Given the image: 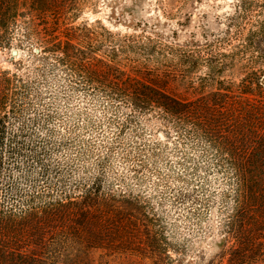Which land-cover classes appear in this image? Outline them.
Listing matches in <instances>:
<instances>
[{"label":"trees","instance_id":"16d2710c","mask_svg":"<svg viewBox=\"0 0 264 264\" xmlns=\"http://www.w3.org/2000/svg\"><path fill=\"white\" fill-rule=\"evenodd\" d=\"M71 2L0 0V50L27 54L0 70V264H75L96 248L172 260L150 223L172 191L219 212L213 259L264 264V68L225 83L209 59L196 86L194 54L164 69L156 27L122 38L70 21ZM263 24L248 34L261 61Z\"/></svg>","mask_w":264,"mask_h":264},{"label":"rangeland","instance_id":"374dc122","mask_svg":"<svg viewBox=\"0 0 264 264\" xmlns=\"http://www.w3.org/2000/svg\"><path fill=\"white\" fill-rule=\"evenodd\" d=\"M243 2L247 6L238 10L237 6H242ZM69 4H73L70 5V21L93 23L98 20L122 38L131 36L140 39L149 36L154 40L157 37L151 30L156 27L162 34L160 39L155 40H159L157 46L163 52L164 69H184L185 65L176 64L177 58L194 54L198 61L191 81L196 86L204 82L203 76L210 70L209 59L217 60L215 72H220L225 83L230 80L237 82L247 70L264 68V61L256 57L257 53L250 47L251 42L248 40V34L264 21V0H72ZM235 9L239 16L231 22L227 31V16L235 13ZM216 14H220L217 19ZM133 27L140 29L133 30ZM22 58H27L26 51L25 55L17 51L13 56L7 50H0V70L13 69L14 64L17 65ZM27 62L25 60L23 64L24 70L31 67ZM148 64L151 68L156 66L155 56ZM216 81V85H219ZM167 87L177 94L186 95L181 83L170 82ZM25 124L28 126L27 134H44V129L34 127L29 120ZM49 124L58 126L54 121ZM62 151L66 152V148ZM54 153L51 158H54ZM115 164L117 166V162ZM32 175L31 180L35 178V169ZM26 183L29 185L30 182ZM19 184L28 186L24 185L23 180ZM171 184L175 189L183 187L174 181ZM214 186L213 181L211 192ZM173 194L174 191L159 195L165 198L161 204L163 212H155L150 222L156 224L164 238H167V253L172 260L166 256L150 257L149 253L144 255V251L140 250V253L134 254L96 248L91 250L90 255L84 254L77 259L80 262L75 264H225L213 259L219 253L215 228L219 212L216 209L209 210V207H198L192 202L193 196L172 197ZM160 200L155 197V201ZM216 201L214 197L213 205L209 203L210 207Z\"/></svg>","mask_w":264,"mask_h":264},{"label":"water","instance_id":"95a60500","mask_svg":"<svg viewBox=\"0 0 264 264\" xmlns=\"http://www.w3.org/2000/svg\"><path fill=\"white\" fill-rule=\"evenodd\" d=\"M11 54L12 55H16L17 54V50L16 49H12Z\"/></svg>","mask_w":264,"mask_h":264}]
</instances>
